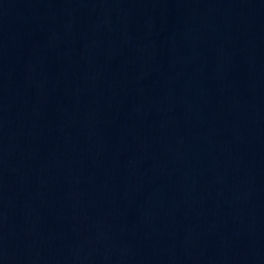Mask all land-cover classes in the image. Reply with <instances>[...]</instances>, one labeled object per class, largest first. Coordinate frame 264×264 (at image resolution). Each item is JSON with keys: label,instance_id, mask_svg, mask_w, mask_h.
Returning <instances> with one entry per match:
<instances>
[{"label": "water", "instance_id": "water-1", "mask_svg": "<svg viewBox=\"0 0 264 264\" xmlns=\"http://www.w3.org/2000/svg\"><path fill=\"white\" fill-rule=\"evenodd\" d=\"M0 264H264V0H0Z\"/></svg>", "mask_w": 264, "mask_h": 264}]
</instances>
